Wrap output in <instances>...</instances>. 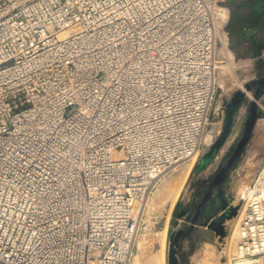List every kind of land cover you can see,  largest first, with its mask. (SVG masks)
<instances>
[{"label":"built area","instance_id":"obj_1","mask_svg":"<svg viewBox=\"0 0 264 264\" xmlns=\"http://www.w3.org/2000/svg\"><path fill=\"white\" fill-rule=\"evenodd\" d=\"M226 1L0 0V264H129L202 148ZM248 188L233 264H264V164Z\"/></svg>","mask_w":264,"mask_h":264},{"label":"rangeland","instance_id":"obj_2","mask_svg":"<svg viewBox=\"0 0 264 264\" xmlns=\"http://www.w3.org/2000/svg\"><path fill=\"white\" fill-rule=\"evenodd\" d=\"M223 64L228 66V71L222 79L220 78L218 71L216 96L210 109L208 125L203 137L201 150L189 161L172 167L170 171L161 177L150 195L144 199L139 207L137 206L138 208L135 215L137 233L132 245L129 264H135L134 262L137 261L139 263L137 262L136 264H148L152 261L150 259L158 247L154 245V240L150 239V235L153 236L155 232L157 233V231L163 227L165 221L167 222V232L165 237V256L163 264H168L169 236L174 237L176 229L186 230L184 232L185 235L180 238L179 246L176 249L177 264L234 263L235 242L239 224V218L237 219V216L240 214L243 205L239 198L241 192L255 182V179L264 164V89L256 99L258 111L261 112V114L258 116V121L255 124L253 134H251L250 140L246 144L241 156L229 170L222 182V199L228 203L229 207L235 209L234 217L225 221L223 224L224 236L222 238L214 237L211 244L202 243L194 248L191 233H189L188 230L190 228L194 230L196 229L192 227L190 218L195 214L197 206L201 204L203 198L208 192L209 185L213 182L218 167L226 161L240 138L244 130L245 121L249 116V103L253 100L254 92L258 87V81L264 77V67L257 70L250 63L238 62L236 60H231V62L228 60ZM220 66L221 64L219 65V69ZM246 85L251 86L249 91L245 90ZM241 91H244V100L233 113L231 128L223 147L220 149L221 151L217 152L203 168H197L200 161L210 151L212 145L222 132L225 123V117H222V107H226L233 99L234 94ZM212 127L214 131L208 134V131ZM231 138H233V142L228 146ZM190 164V172L182 185L179 196L172 205L169 203L164 205L163 200L165 195H162L159 198H154V193L162 180ZM160 198L162 199L160 200ZM157 199L160 201L158 204L157 202L159 201ZM211 199L212 198L209 199L208 204L211 203ZM147 223H151L150 227H148L149 224L147 225ZM187 223L190 224L188 225V228ZM195 225L199 226V224ZM148 233L149 236H147ZM145 235L147 236L145 237L146 242L149 240H152L153 242L151 241L150 245L149 241V243L147 242V245L145 241H142L141 246L140 242Z\"/></svg>","mask_w":264,"mask_h":264},{"label":"water","instance_id":"obj_3","mask_svg":"<svg viewBox=\"0 0 264 264\" xmlns=\"http://www.w3.org/2000/svg\"><path fill=\"white\" fill-rule=\"evenodd\" d=\"M251 89L250 85L245 86V90L249 91ZM264 89V77L258 81V87L253 95V100L249 103L248 111L249 116L247 117L244 130L238 139L236 145L232 149L229 157L226 161L221 164L214 176L213 182L209 185V189L205 197L203 198L201 204L197 206L196 217L199 214L200 210L203 206L208 204L209 199L212 196L214 187L220 185L225 179L229 170L234 166L237 162L238 158L241 156L246 144L250 140L251 134L253 133L256 122L258 121V116L261 112L258 111V105L256 103V99L258 98L260 92ZM244 100V91L237 92L234 94L233 99L230 101L227 107L226 120L222 129V132L215 143L212 145L210 151L205 155V157L200 161L197 168H203L207 165L208 159H212V157L220 151L221 147H223L225 139L230 131L233 113L235 109L243 102ZM210 206V204H208ZM223 210V212H222ZM225 210V211H224ZM221 211V213H219ZM235 215V209L228 206L226 201L219 200V203L216 208V213H210L204 219L202 224H200L195 230L190 228L189 233H191V239L193 241V247L196 248L202 243L211 244L214 240V237L222 238L224 236L223 233V224L225 221L232 219ZM194 225V221L192 222ZM184 231L180 230L176 232L174 237L169 236V248H168V264H177L176 260V249L179 246V240L183 236Z\"/></svg>","mask_w":264,"mask_h":264},{"label":"crops","instance_id":"obj_4","mask_svg":"<svg viewBox=\"0 0 264 264\" xmlns=\"http://www.w3.org/2000/svg\"><path fill=\"white\" fill-rule=\"evenodd\" d=\"M226 5L229 9L226 34L233 60L250 63L257 70L262 69L264 67V0H227ZM229 103L226 107H222V117L224 116L225 120ZM232 142L233 138L229 140L228 146ZM211 198L210 206L207 204L201 210L200 224L208 214L216 213L219 200H222V183L214 187ZM188 225L190 224L187 223V228ZM178 231L180 229H176V232Z\"/></svg>","mask_w":264,"mask_h":264},{"label":"bare ground","instance_id":"obj_5","mask_svg":"<svg viewBox=\"0 0 264 264\" xmlns=\"http://www.w3.org/2000/svg\"><path fill=\"white\" fill-rule=\"evenodd\" d=\"M229 57V62H231L232 58H231V55L229 54L228 55ZM228 71V66L227 65H224L221 63V66H220V69H219V76L220 78L222 79V77L227 73ZM222 83V82H221ZM222 100V99H221ZM222 103V102H221ZM264 122V121H263ZM263 124V123H262ZM261 124V126H262ZM214 130H213V127L208 131V134L212 133ZM190 168H191V164L190 165H187L185 167H183L181 170H178L176 172H174L173 174H171L170 176H168L167 178H165L164 180H162V182L160 183V185L158 186L156 192L154 193V198H159L160 196L162 195H165V198H164V205L169 203L170 205H172L174 203V201L177 199V197L179 196L180 194V191H181V188H182V185L184 184L189 172H190ZM249 188L246 187L242 192H241V195H240V200L241 199H245L247 197V193ZM162 198H160L161 200ZM159 201V199H157ZM156 201V199H155ZM153 203V202H152ZM160 203L157 202V204ZM163 203V202H162ZM156 204V205H157ZM153 205V204H152ZM155 205V206H156ZM160 205V204H159ZM162 206V205H161ZM158 207V206H157ZM163 207V206H162ZM159 209V208H158ZM155 218V217H153ZM239 218L240 220V214L237 216V219ZM152 220V219H151ZM155 220V219H154ZM236 220V219H235ZM150 222V221H149ZM149 223H147L148 225ZM151 223L148 225V227H150ZM147 232V231H146ZM166 232H167V222L165 221L163 227L157 231V233L155 232V234L150 235V239L154 240V245H156L158 248L157 250L153 253L152 255V258L150 260H152L150 262L151 264H163V261H164V256H165V237H166ZM147 235V234H146ZM143 236L141 242H140V245L142 246V241H145V237L149 236V233L147 236ZM146 238V239H148ZM149 240V239H148ZM237 240H238V230H237V237H236V242H235V249H236V244H237ZM150 241V240H149ZM149 241H147L149 243ZM151 241H150V245H151ZM147 242L145 241V243L147 244ZM143 243V244H145ZM206 244V243H205ZM209 244V243H207ZM148 245V244H147ZM146 247V245H145ZM207 249V248H206ZM206 252V251H204ZM205 254V253H204ZM137 259V258H135ZM134 259V260H135ZM136 261V260H135ZM138 262V261H137ZM137 262H134L135 264ZM139 263V262H138ZM148 263V264H150Z\"/></svg>","mask_w":264,"mask_h":264},{"label":"flooded vegetation","instance_id":"obj_6","mask_svg":"<svg viewBox=\"0 0 264 264\" xmlns=\"http://www.w3.org/2000/svg\"><path fill=\"white\" fill-rule=\"evenodd\" d=\"M207 194V193H206ZM222 201H223V199H222ZM202 210V209H201ZM201 210H200V212H199V214L197 215V218L195 219V217H196V213H197V208H196V210H195V214L192 216V218H190V221H191V223L194 221V225H192V227L193 226H195V224H199L200 225V217H201ZM225 211V210H224ZM222 212H223V210H222ZM201 224H202V222H201ZM198 227V226H197ZM196 227V228H197ZM183 235H185V234H183ZM187 235H189V234H187ZM183 237V236H182Z\"/></svg>","mask_w":264,"mask_h":264},{"label":"trees","instance_id":"obj_7","mask_svg":"<svg viewBox=\"0 0 264 264\" xmlns=\"http://www.w3.org/2000/svg\"><path fill=\"white\" fill-rule=\"evenodd\" d=\"M206 158V157H205ZM210 160L208 159V161L207 162H209Z\"/></svg>","mask_w":264,"mask_h":264}]
</instances>
